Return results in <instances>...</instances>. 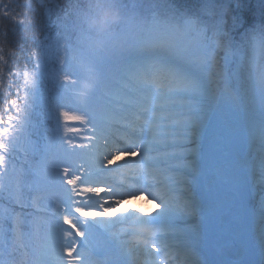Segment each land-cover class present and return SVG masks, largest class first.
<instances>
[{"label":"rangeland","instance_id":"374dc122","mask_svg":"<svg viewBox=\"0 0 264 264\" xmlns=\"http://www.w3.org/2000/svg\"><path fill=\"white\" fill-rule=\"evenodd\" d=\"M115 2L118 6L135 7L137 15L146 16L138 0ZM103 14L102 18L113 22L120 18L113 11ZM127 19L131 21L130 16ZM83 36L86 43L90 40L89 44L76 41L71 48L67 41L64 46L75 52L70 56L76 61L72 65L82 67L81 76L69 83L78 93L46 115L51 123L35 169L39 189L46 193L39 196L44 213L35 214L28 228L29 232L34 231L30 233L34 241L39 239L42 245L34 247L37 249L28 258L30 263L96 264L98 256L108 262L110 258L100 256L110 247L106 238L129 264H147L151 260L162 264L150 257V250L145 248L142 238L150 236L144 232L143 224L165 219L167 225L159 233L162 237L155 240L193 242L198 237L199 215L194 208L196 211L191 213L195 201L189 188L200 168L207 175H211L210 169L214 170L213 178L206 179L205 174L203 185L210 190V184L216 181L213 195L220 194L219 181L226 186L241 185L242 194L253 204L257 215V240L264 251V81L259 76V61H263L264 52L259 59L254 50L252 57L233 50L216 55L189 23L180 35L150 27L146 32L130 31L126 39L114 35L111 28L99 29L91 36L83 32ZM253 58L258 59L256 63H250ZM242 59L245 68L250 69L246 79L251 93L247 109L243 110L251 140L244 163L238 159L242 149L238 109L230 91L231 82L228 83L231 75L235 88L240 89ZM62 61L58 59L60 65ZM152 71L162 73L149 82L147 76ZM204 128L211 132V137L208 135L207 143L201 144ZM223 131L229 132L230 139L227 150L222 152L218 134ZM116 142L134 150L120 152L114 146ZM124 153L130 155L131 165L123 172L110 161ZM239 181L242 183L238 184ZM147 183L167 196L175 195L182 212L163 209L167 214L158 217L156 204V209L151 206L154 211L148 214L149 205L140 198L125 201L121 198L124 195L115 191L121 187L135 192L140 184ZM247 185L253 190L250 195ZM45 195L56 197L65 212L55 208L49 212V219L45 209L50 210L53 204L50 206L49 200L43 199ZM232 199L222 205L224 212L234 207ZM239 207L241 218L247 220V207ZM55 221L66 226L62 232ZM95 238L99 239L96 245Z\"/></svg>","mask_w":264,"mask_h":264},{"label":"trees","instance_id":"16d2710c","mask_svg":"<svg viewBox=\"0 0 264 264\" xmlns=\"http://www.w3.org/2000/svg\"><path fill=\"white\" fill-rule=\"evenodd\" d=\"M138 1L145 17L115 0H0V264H31L28 258L42 245L28 229L33 216L44 213L33 177L35 159L46 134V112L57 109L56 97H65L61 92L73 91L71 48L76 41L85 43L83 32L121 30L133 14L143 27H183L190 20L206 30L220 54L234 50L251 57L255 43L264 51V0ZM115 7L120 8L111 10ZM107 10L120 15L118 21L102 18ZM96 22L98 27L91 26Z\"/></svg>","mask_w":264,"mask_h":264},{"label":"bare ground","instance_id":"6f19581e","mask_svg":"<svg viewBox=\"0 0 264 264\" xmlns=\"http://www.w3.org/2000/svg\"><path fill=\"white\" fill-rule=\"evenodd\" d=\"M221 121V120H220ZM229 139H230V135H229V132H227V131H223V132H221V133H219L218 134V140H219V144H218V146H220V149L222 150V152L223 151H225V150H227V148H228V143H229ZM221 150H220V152H221ZM221 152V153H222ZM215 156H217V153H215ZM214 156V157H215ZM128 157L126 156V155H123L122 157H120V158H118L117 157V155H115L113 158H112V161H110L112 164L113 163H119V161H118V159H121L122 161H125V159H127ZM121 162V161H120ZM210 171H211V175H213L214 173V170L213 169H210ZM204 172H205V174H206V171L204 170ZM210 174L209 175H207L206 176V178L208 177V176H211ZM212 177V176H211ZM213 184H214V187H216V184H215V182H213ZM218 184H220V183H218ZM213 186V185H212ZM229 188H233V186H231L230 185V187ZM230 191V194H232V195H236V198L238 197V199H236V201H241V200H243L244 201V204L246 203L245 202V196H244V194H242V193H238V190H237V188H236V190L235 191H237V193H235L234 191L232 192L231 190H229L228 188H225L224 187V184H223V186L221 187V190H220V194H222V193H224V195H222V198H223V200L225 201V199L227 200V201H229V192ZM226 197V198H225ZM244 198V199H243ZM132 200V199H131ZM131 200H129V202H131ZM121 204H123V203H121ZM148 204L149 205H152V203H149L148 202ZM240 210L237 208V210L235 211H231V212H229V213H227L226 215H223V214H225V213H222V212H220L219 214H217L216 216H218L217 218H218V220H229V222L231 223V224H238L239 223V219H240V217H239V212ZM239 212V213H238ZM93 244H94V242H93ZM97 244V240L95 241V245ZM108 255H111L112 256V254H110V253H107Z\"/></svg>","mask_w":264,"mask_h":264}]
</instances>
